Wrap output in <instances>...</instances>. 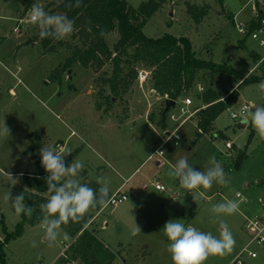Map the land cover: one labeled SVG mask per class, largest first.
<instances>
[{"label": "rangeland", "instance_id": "1", "mask_svg": "<svg viewBox=\"0 0 264 264\" xmlns=\"http://www.w3.org/2000/svg\"><path fill=\"white\" fill-rule=\"evenodd\" d=\"M59 1L0 0V130L5 125L10 129L9 135H0V220L4 221L9 232L15 230L21 221V214H16L11 201L6 200L5 196L9 192L15 196L31 191L22 182V178H25L23 175L30 176L35 172L36 162L42 167L39 152L44 145L57 151L64 147L72 152L65 157L66 164H71L74 159L84 164L80 173L81 183L87 182L89 187L97 191L102 183H106L109 194L115 193L124 184L122 190L128 195V201L117 206H106L99 215L96 211L89 214L97 215L91 222V229L116 253H120V242L125 245L131 242V229L137 230L140 225L143 226L135 238V246L139 248V244L148 242L144 244V249L151 255L144 254L141 247L137 252L146 255V261L141 259L134 263L131 261L133 257H130L128 264H173L168 251L169 244L162 243L167 238L162 229L170 219H181L186 227L193 226L217 237L222 225L226 224L236 241L234 250L224 257L209 256L204 263L231 261L250 239L244 214L250 215L251 209L241 205L239 209L243 211V215L239 210L227 215L214 212L213 206L229 200L237 201V192H242L251 200L264 192V139L256 132L247 112L236 119L231 116L233 112L239 113L245 102L252 103V110L253 106H264V93L259 90V84L242 86L236 104L222 113L215 121L214 128L201 139L196 140L194 134L197 131L190 128V123L182 128L178 144L173 138L164 145V163L158 165L157 158L152 155L164 138L162 134H156V131L165 132L172 122L166 120L165 130L157 125L160 111L165 109L166 103L156 99L150 91V69L141 65L137 67L138 72L145 70V78L142 80L138 75L131 90L122 98L114 99L107 111L108 105L99 91L104 72L109 75L112 71L110 63L100 71L75 64L63 75L61 85L50 81L52 71L58 69L72 54L73 47L81 46L82 42L78 38L69 37L61 40L62 45L57 46V50H46L40 41L34 40L39 28L26 21V17L30 14L29 9L33 3H40L50 13L54 8L53 4ZM126 1L133 8H138L149 0ZM217 1L219 0H168L149 19L144 32L154 38L166 33L189 37L198 57L226 63L243 71L246 76H260L264 68L249 71L252 58L244 50L237 48L238 45L235 46L239 32L230 18L223 12L221 17L215 12H209L205 6V3L215 4ZM234 1L241 4V0ZM197 2L200 5H196ZM190 6H205L208 10L200 23L192 18ZM46 7L51 8L47 10ZM215 7L220 11L219 5ZM19 20H23L21 31L20 34H15L13 30ZM118 37L117 32L108 36L111 48H114ZM249 43L254 45L255 42ZM195 83L203 85V90L213 87L212 83H215L216 88L225 96L238 85L231 83L226 75H215L207 70L198 72ZM197 92L198 89L192 87L189 94L186 91L182 99H178V104L189 97L194 109V102L198 99ZM177 107L175 111L180 112V106ZM149 123L156 131L147 125ZM242 123H245L244 126ZM175 126L172 123L173 129ZM195 140L198 142L195 143ZM227 143L231 144V148L226 147ZM242 152L247 156L238 169L236 162ZM34 156L37 157L36 160H33ZM213 157L222 164L230 182L228 186L214 183L207 191L201 188L195 192L196 200L191 192L180 187L178 179L168 175L170 168L181 158L187 159L198 171H203L211 166ZM42 169L45 171L43 167ZM157 184L164 186L166 190H156ZM245 184H258L257 190H246ZM139 185L146 187L148 194L153 196L151 201L154 210L146 207L145 199L141 203L140 200H135L134 191ZM174 193H178V198H174ZM126 207H133L134 210L128 212L129 219L120 221L122 225H119L113 220L114 215L121 213V209ZM135 208L144 210L150 226L141 222L138 215L135 216L139 212ZM165 213L168 219H163ZM105 223L108 226L103 229L107 225ZM123 224L132 227L130 232L122 228ZM38 226L40 228L27 225L21 237L6 244L0 223V242L5 243L3 249L6 264H55L75 240L61 226L58 238L50 242L43 236L44 228L41 224ZM154 229L159 235L156 236L153 232L151 238L147 239V234ZM128 232L129 235L126 236ZM250 250L256 252L257 257L249 258L247 262L264 264V244L254 243ZM118 264L125 263L119 261Z\"/></svg>", "mask_w": 264, "mask_h": 264}, {"label": "trees", "instance_id": "2", "mask_svg": "<svg viewBox=\"0 0 264 264\" xmlns=\"http://www.w3.org/2000/svg\"><path fill=\"white\" fill-rule=\"evenodd\" d=\"M167 1L149 0L138 8H133L126 0H82L79 8L67 7L68 3L74 5L75 0H60L58 3H54L50 14L61 13L72 19L75 22L76 31L71 38L80 39L82 45L73 47L72 54L58 69L52 71L49 79L59 82L61 85L63 75L69 72L75 64L100 71L110 63L112 71L109 75L104 72V76L101 78L102 87L99 91L105 104L108 105L107 111L114 103V99L122 98L131 90L138 77L137 67L140 65L151 70L152 89L160 96L167 95L168 99L174 101L181 98L193 86L200 70H207L215 75H226L231 83L238 84L236 89L225 97L221 92L212 89L204 91L201 95L206 107L196 114L198 123L196 140H199L212 130L215 121L222 113L236 104L240 94L239 89L242 86L264 82V71L260 76H246L240 70L226 63L202 59L198 57L191 39L186 36H175L169 33L157 38L147 36L144 32L145 25ZM50 8L46 7L47 10ZM190 9L192 11L189 10V12L196 23H200L207 12L206 7L192 8L190 6ZM261 17H264V13H261L260 19ZM258 26L257 23L251 25V31L256 30ZM101 30L105 32L104 36L100 35ZM115 32L118 33L119 38L114 48H111L108 44V36ZM34 40L40 41L46 50H57V46L62 45L61 40L41 39L39 33ZM242 47L244 48V45ZM250 54L255 61L258 60L254 53ZM107 87L109 92H107ZM164 110L160 111L157 125L165 130L168 113L164 116ZM252 137L253 134L251 139ZM246 156L243 152L239 154L236 162L238 169L242 166ZM48 175L38 162H36L35 172L32 175H23L25 178H22V182L31 189V191L23 193L24 203L34 206L35 212L31 219L21 214V221L13 232H9L4 221L0 220L6 244L21 237L27 225L36 227L41 224L43 214L39 205L46 203L51 195L46 185ZM100 208L97 207L90 213H94ZM92 218L93 216L88 214L79 223L69 222L62 225L75 240L55 264L77 262L80 264H115L120 253H116L101 241L94 229H91L90 226L87 227ZM4 242H0V264H6Z\"/></svg>", "mask_w": 264, "mask_h": 264}, {"label": "clouds", "instance_id": "3", "mask_svg": "<svg viewBox=\"0 0 264 264\" xmlns=\"http://www.w3.org/2000/svg\"><path fill=\"white\" fill-rule=\"evenodd\" d=\"M81 2L82 0H75L74 5L68 3L67 7L79 8ZM29 12L31 22L39 28L41 39L65 40L76 31L75 22L72 19L62 14H50L38 2L31 5ZM100 35H105L104 30H101ZM258 87L264 93V82ZM253 108L254 110L243 108L241 113L247 112L256 132L261 139H264V106H253ZM9 133L10 129L6 125L0 130V135H9ZM71 154V149L62 147L57 151L45 145L39 152L42 167L49 174L46 177V185L51 195L46 203L39 205V208L43 214L41 226L50 242L58 238L62 225L69 222L79 223L91 210L106 207L109 202V186L106 183H102L98 191L89 187L87 182L81 183L80 173L84 169V164L77 159H74L71 164H66L65 157ZM210 163V167L198 171L188 163L187 159L181 158L175 166L170 168L168 175L178 179L180 187L191 192L196 200L195 192L201 188L207 191L214 183L228 186L230 182L228 174L215 157ZM5 199L11 201L17 215L24 214L29 219L32 218L35 207L24 203L23 192L15 196L9 192ZM240 203L242 201L229 200L214 205L213 211L218 214L232 215L239 210ZM162 231L170 241L168 251L171 253L173 264H204L209 256L224 257L230 254L236 244L226 224L222 225L219 237L211 232L200 231L193 226L186 227L181 219L168 220ZM135 234L134 232L133 235Z\"/></svg>", "mask_w": 264, "mask_h": 264}, {"label": "crops", "instance_id": "4", "mask_svg": "<svg viewBox=\"0 0 264 264\" xmlns=\"http://www.w3.org/2000/svg\"><path fill=\"white\" fill-rule=\"evenodd\" d=\"M175 4V2H173V5ZM196 5H200V2L198 3H196ZM216 5H219L220 6V11H217V9H216ZM205 6H207V9L209 10V12H215L216 14H219V16L221 17V14H222V12L224 13V14H226L230 19V21L232 22V24L234 25V27L235 28H237V24H240V23H244V24H246L247 26H248V28H249V32H248V34L246 35V36H242L240 33L238 34L239 36V38H238V40L236 41V43H235V46H237V48L239 47L241 50H244L245 51V53H248V55L250 56V58H252V61H253V63L251 64V66H250V68H249V71H252V70H255L256 68H264V25L262 24V22H261V20L264 18V17H261V19H257L255 16H256V14H257V12L259 11V9H258V7H256V5L253 3V1H251V0H246V1H243V0H241V4H239L238 2H236V1H234V0H219V1H217L215 4H213V3H205ZM204 6V7H205ZM203 7V6H202ZM208 10H207V12H208ZM255 23H257V24H259V26H258V28L256 29V30H254V31H251V25H254ZM238 29V28H237ZM258 30H260L259 32H258V37H256V38H254V37H252V34L253 33H255V32H257ZM14 31V30H13ZM239 32V31H238ZM15 34H20V33H16L15 32ZM119 38V37H118ZM249 41H254L255 43H254V45L253 44H251V43H249ZM33 44H35L36 42H32ZM193 44V43H192ZM242 45H244V48L242 47ZM193 47H194V45H193ZM259 48V49H258ZM208 54H210L211 52L208 50ZM250 53H254L256 56H257V58H258V60L257 61H255L254 59H253V57L251 56V54ZM209 57V56H208ZM239 62V61H238ZM237 69V68H236ZM263 71H264V69H262ZM242 73H244L243 71H242ZM263 73V72H262ZM261 73V74H262ZM244 74H246V73H244ZM247 75V74H246ZM197 76H198V73H197V75H196V79H197ZM196 79H195V81H196ZM194 86H192V87H196V89H198V94L196 95L197 96V101H195L194 102V100H193V102H194V109H192V107H193V103H192V105H190V106H186L185 105V99L184 100H181L180 101V103L178 104V100L177 101H175L176 102V105L174 106V107H172L171 109H170V111L169 112H173V113H175L176 114V119H171L170 117H169V112H168V117H167V121L170 123V122H172V123H175V128L173 129L172 128V123H170V128L168 127L167 128V130H165V132H163V133H158L157 131H156V129L153 127V125L151 124V123H149V124H147V125H150L152 128H154L155 129V131H156V134H162V137L163 138H165V137H167L169 134H172L176 129H178V127H180V129L178 130V133H179V131L182 129V128H184L186 125H188L189 123H190V128H195L196 129V131H197V128H198V123H197V116H196V114H197V112L199 111V110H201V109H204L205 107H206V105L204 104V102L202 101V98H201V95H202V93L204 92V91H206V90H208V89H212V90H216V91H219V92H221L220 91V89L219 88H216V85H215V83H212V85H213V87H211V88H208V89H204L203 90V85H201V84H198V83H195L194 82V84H193ZM211 85V86H212ZM237 85V84H236ZM238 86V85H237ZM191 87V88H192ZM191 88H189L188 90H187V94H189L190 93V89ZM237 87L235 86V89H236ZM234 90V87L232 88V91ZM150 91H151V93H154V96H155V98L156 99H160V100H163L164 101V104L166 103V101H167V99L165 98V97H162V96H160L158 93H156L155 92V90H153L152 89V87H151V89H150ZM239 93H240V91H239ZM222 94V93H221ZM153 95V94H152ZM224 97H225V94H222ZM189 98V97H188ZM182 99V98H181ZM198 102V103H197ZM247 103H250V102H245L244 104H247ZM243 104V105H244ZM252 104V103H251ZM177 105L178 106H180V108L181 107H186V109L188 110V112L186 113V115H182V113H181V111L179 112V111H175V109L176 108H178L177 107ZM242 105V106H243ZM179 108V109H180ZM252 108V107H251ZM250 108V109H251ZM190 113H194L193 114V116L192 117H190L189 119H187L188 118V115L190 114ZM194 116H195V118H194ZM215 124V123H214ZM167 125V124H166ZM193 126V127H192ZM213 128H214V126H213ZM194 135H196V133L194 134ZM173 138H171L170 140H172ZM181 139V138H180ZM169 140V141H170ZM168 141V142H169ZM179 141V140H178ZM178 141L176 140V144H178ZM201 141V140H200ZM195 143L196 142H198V141H194ZM167 144V143H166ZM165 144V145H166ZM162 146V144L159 146V147H161ZM164 146H162L161 148H163ZM158 149V148H157ZM162 161V162H161ZM161 161H160V163H159V161L157 160V164L158 165H161V164H163L164 163V161H163V159H161ZM157 185H159V184H157ZM257 186H258V184H256L255 186H253V185H249V184H245V188H246V190L247 189H251L252 191H253V189H255V190H257L256 188H257ZM124 188V184L121 186V187H119L116 191H118L119 189H123ZM156 190H158V191H165L166 190V188H165V190H159V189H157L156 188ZM115 191V192H116ZM264 191V190H263ZM135 192V200H140V202L139 203H141L142 201H143V199H145V201H146V207L148 208H152V205H153V203H152V201H151V199L153 198V196H151V195H149L148 194V192H147V190H146V187H144V186H141V185H139L138 186V188H137V190L136 191H134ZM238 193V192H237ZM262 194H264V192H262L261 194H259V196L260 195H262ZM112 194H109V196H111ZM236 196V195H235ZM174 198H178V193H174ZM108 207V206H107ZM107 207H102V208H100L98 211H96V213H97V215H99V213L101 212V211H103L105 208H107ZM161 208H164L163 206L161 207ZM248 208H250L249 206H248ZM248 208H247V210H248ZM135 209H138L139 210V212H136L135 213V216L136 215H138L139 216V218H140V221L141 222H143L146 226H150V222H149V220H147V218H146V215H145V213H144V210H140L139 208H135ZM251 209V208H250ZM134 209H133V207H126V208H123V209H121V213H118V214H116V215H114V218H113V220L117 223V224H119V225H122V224H120V221H123V222H125L126 220H128L129 219V216H127V214H128V212H132ZM152 210H154L153 208H152ZM114 212H116V211H114ZM153 212V211H152ZM239 212H241V214L243 215V211H241L240 209H239ZM179 213H181V212H179ZM182 214V213H181ZM97 215H94L93 216V219H91L90 221H89V223L87 224V227H91V222H93V220L95 219V217L97 216ZM245 215V214H244ZM138 218V219H139ZM163 219H168V217H167V215H166V213H165V215H164V217H163ZM105 224H107V223H105ZM105 226H108V224L107 225H104L103 226V229L105 228ZM143 226L142 225H140V229L142 228ZM33 228H40L39 226H36V227H33ZM122 228L125 230V231H129L130 232V228H132V227H128V226H126V225H124L123 224V226H122ZM139 228L136 230V228H133V229H131V238H132V240H129V241H131V242H127V244L125 245L124 243H121L120 242V246H118L119 248V250H120V254H119V258L116 260V262H115V264H118V262L119 261H122V262H124L125 264H128V261H129V259L128 258H130V257H133L132 258V262H134V263H136V262H139L141 259H143V261H146V255H143L142 253V255H140V253H138L137 251H140V249H141V247H142V249H144V244H146V243H148V242H144V244H142V245H140L139 244V248L138 247H136L135 246V238H137V236L139 235ZM129 232L128 233H126V236H128L129 235ZM136 233L135 235H133V233ZM153 232H155L156 233V236H158L159 234H158V232L154 229V230H151L150 232H149V235L147 234V239H149V238H151V236H152V233ZM45 238H46V235L44 234L43 235ZM153 236H155V234L153 235ZM162 236V238H165V236L163 237V235H161ZM166 242H164V241H162V243H164L165 245L166 244H169L170 243V241L168 240V238H166V240H165ZM157 242H158V240H157ZM247 244V243H246ZM136 247V248H135ZM245 247V245L242 247V248H240V250L241 249H243ZM135 248V249H134ZM239 250V251H240ZM143 252H145L144 254H149V255H151V253L150 252H148V251H146L145 249L144 250H142ZM131 255V256H130ZM232 261V260H231ZM231 261H229V262H223V263H220V264H230L231 263ZM205 264V263H204ZM210 264V263H209Z\"/></svg>", "mask_w": 264, "mask_h": 264}, {"label": "built area", "instance_id": "5", "mask_svg": "<svg viewBox=\"0 0 264 264\" xmlns=\"http://www.w3.org/2000/svg\"><path fill=\"white\" fill-rule=\"evenodd\" d=\"M253 1V3L256 5V7H258L259 11L256 14V18L260 19L261 13H264V0H251ZM26 21L31 22L30 20V14L28 15V17H26ZM23 22V20H19L18 21V25L14 28V32L16 33H20L21 31V23ZM262 24L264 25V18L261 20ZM32 23V22H31ZM237 28L239 33L242 36H246L249 32V28L246 24L244 23H240L237 24ZM260 30H258L257 32L252 34V37L256 38L258 37V32ZM141 71V70H140ZM139 71V72H140ZM138 75L141 76L142 80L145 78V70L138 73ZM166 99H168L167 95L165 96ZM185 105L188 107L190 105H192V99L191 98H186L185 99ZM252 104L251 103H247L245 105H243L241 107V109L243 108H251ZM241 109L239 111V113H235L236 115L234 116V112L232 113V117L233 118H239L241 115H244L246 112L241 113ZM180 111L182 113V115H186V113L188 112V110L186 109V107H181ZM194 113H190L188 115L189 119L190 117L193 116ZM169 117L171 119H176V114L173 112H169ZM180 129V127H178V129H176L172 134H169L167 137H165L163 139L162 142V146H164L166 143H168V141L171 138H174L175 140H180V134L178 133V130ZM161 146V147H162ZM159 147L158 149L155 150V152L153 153L152 157H156L157 160L161 161L162 157L164 156V151L163 148ZM227 148H231V144L227 143L226 144ZM162 162V161H161ZM156 188L159 190H165L164 186L161 185H156ZM236 199L237 202L242 201V203L239 204V206H250L251 208V214L247 215L245 214V227L248 230L249 234H250V239L248 240L247 244L245 245V247L243 249H241L236 255L235 257L232 259L230 264H249L247 262V260L249 258H255L257 257L256 252H253L252 250H250V247L254 244H264V194L258 196L256 199L251 200V198L247 197L246 195H244L242 192H238L236 193ZM129 200L128 195H126L125 193H123L122 189H119L118 191H116L115 193H113L110 197H109V202L107 204V206H117L119 204H122L126 201Z\"/></svg>", "mask_w": 264, "mask_h": 264}, {"label": "water", "instance_id": "6", "mask_svg": "<svg viewBox=\"0 0 264 264\" xmlns=\"http://www.w3.org/2000/svg\"><path fill=\"white\" fill-rule=\"evenodd\" d=\"M176 105V102L174 100H171V99H167L166 101V107H165V110H164V116L170 111V109L172 107H174ZM245 123H242V126H244ZM37 157L34 156L33 157V160H36Z\"/></svg>", "mask_w": 264, "mask_h": 264}]
</instances>
